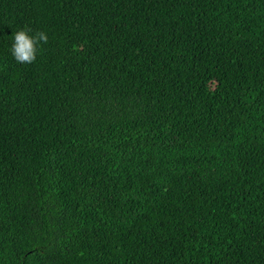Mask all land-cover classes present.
I'll list each match as a JSON object with an SVG mask.
<instances>
[{
    "label": "trees",
    "instance_id": "16d2710c",
    "mask_svg": "<svg viewBox=\"0 0 264 264\" xmlns=\"http://www.w3.org/2000/svg\"><path fill=\"white\" fill-rule=\"evenodd\" d=\"M0 264H264V0H0Z\"/></svg>",
    "mask_w": 264,
    "mask_h": 264
},
{
    "label": "clouds",
    "instance_id": "9594fccd",
    "mask_svg": "<svg viewBox=\"0 0 264 264\" xmlns=\"http://www.w3.org/2000/svg\"><path fill=\"white\" fill-rule=\"evenodd\" d=\"M48 35L44 31L34 30L25 25L13 36L11 54L19 64H33L42 44L48 43Z\"/></svg>",
    "mask_w": 264,
    "mask_h": 264
}]
</instances>
